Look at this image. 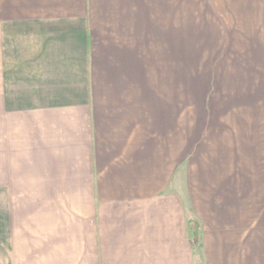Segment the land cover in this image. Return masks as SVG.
I'll list each match as a JSON object with an SVG mask.
<instances>
[{
    "label": "crops",
    "instance_id": "crops-1",
    "mask_svg": "<svg viewBox=\"0 0 264 264\" xmlns=\"http://www.w3.org/2000/svg\"><path fill=\"white\" fill-rule=\"evenodd\" d=\"M199 33L219 94L200 120L178 115ZM251 82L264 0H0V264H264Z\"/></svg>",
    "mask_w": 264,
    "mask_h": 264
},
{
    "label": "rangeland",
    "instance_id": "rangeland-1",
    "mask_svg": "<svg viewBox=\"0 0 264 264\" xmlns=\"http://www.w3.org/2000/svg\"><path fill=\"white\" fill-rule=\"evenodd\" d=\"M180 26H178L179 28ZM189 37L187 34H181L178 32V38L183 40V37ZM193 40L191 41H180L178 39V74H192V76L198 80L190 82V81H178V115H181L182 106L181 103L184 99L187 102L186 108V117L189 114L192 115L193 119L204 117L207 115L208 110H205L204 107H201L202 104H205V108L208 106L207 102H216L219 99V94L216 92L214 87L215 83L200 82L201 73H205L206 75H212L215 73V62H216V50L214 49H205L202 47L201 43V34H193ZM185 45V46H184ZM189 47V48H186ZM184 59H188L191 61L189 64H181L184 63ZM252 90L256 89V93L254 95L253 92L238 88L237 96H239L238 104L240 105V111L242 113V117L246 119L249 117L251 121H263L264 122V82H251ZM193 85V86H192ZM205 89V90H204ZM189 90H193V93H190ZM197 91V92H196ZM222 91L225 94H228L229 87H222ZM186 96H188L186 98ZM192 94V95H190ZM229 97H232L229 95ZM237 99V100H238ZM192 100L191 106L189 101ZM200 105V107H198ZM206 112V113H205ZM224 111L221 110V120H223L227 115L223 114ZM182 116H184V112H182ZM207 116L204 118L206 119ZM184 120V118H182ZM201 124H199L200 126ZM198 126V127H199Z\"/></svg>",
    "mask_w": 264,
    "mask_h": 264
},
{
    "label": "trees",
    "instance_id": "trees-1",
    "mask_svg": "<svg viewBox=\"0 0 264 264\" xmlns=\"http://www.w3.org/2000/svg\"><path fill=\"white\" fill-rule=\"evenodd\" d=\"M196 244H197V242H196Z\"/></svg>",
    "mask_w": 264,
    "mask_h": 264
}]
</instances>
